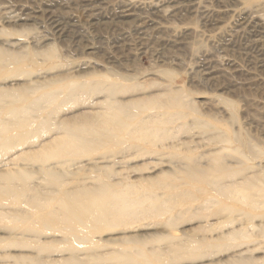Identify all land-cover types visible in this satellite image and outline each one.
<instances>
[{"label": "rangeland", "instance_id": "374dc122", "mask_svg": "<svg viewBox=\"0 0 264 264\" xmlns=\"http://www.w3.org/2000/svg\"><path fill=\"white\" fill-rule=\"evenodd\" d=\"M51 49L52 53H48ZM0 50L24 58L19 59L22 64L25 62L26 67L22 66L28 70L20 74L9 69L1 70L2 89L17 92L28 84L46 87L52 82L63 87L72 81L85 82L87 79V82L123 81L130 86L128 92L118 94L121 101L144 100L150 103L155 98L163 100L171 94H179L195 108H186L187 115L175 117L168 124L171 127L165 140L157 143L136 140L133 147L113 146L79 156L77 166L76 162L74 165L58 164L57 169L61 171L77 172L69 177V186L89 183L95 172L111 182L122 183L119 186H135V191L130 190V195L135 198L149 197L152 184L164 174L176 172L180 175L189 157L198 158L197 163L207 170L212 168L210 159L216 156L223 157L224 165L231 169L247 165L243 172L247 176L264 170V0H0ZM83 98L85 96H78L53 105L55 120L84 118L87 114L104 111L105 105L101 102L107 99L105 94ZM156 112V108H150L145 115L157 122ZM198 119L205 121V125H198ZM222 128H228L230 133L233 131L234 136L248 138L256 148V157H249L245 164L239 155L225 150L223 145L234 147L236 143H221L216 139L220 133L222 135ZM41 136L36 140L43 142L51 137L49 134ZM168 141L171 147L166 145ZM28 145L33 147L34 144L11 149L2 160L10 159V162L38 171V163L16 159L21 148ZM148 148L154 153L151 154ZM221 154L225 156H219ZM105 156L110 158L101 159L100 170L83 166L86 159ZM78 166L83 167L79 172ZM34 180L38 185L46 186L43 178L37 179L36 175ZM137 187L144 190L141 196ZM195 187L180 185V191L191 189L199 198H192L193 194L190 199L184 198L187 201L181 199L173 209H168L171 212L166 211L159 217L142 216L115 229H101L94 236L102 245L99 251L103 254L110 249L134 251L140 247L138 242H144L147 249L154 245L162 247L168 238L190 242L193 237L198 241L204 238L210 241L211 238L215 240L214 237L217 239L223 231L244 230V227L248 228L244 230L248 237L235 241L234 246L231 243L232 247L215 248L217 250L211 247L204 257L162 258L164 260H154L153 264H226L244 255L247 259L251 256L252 264H264V237L259 235L258 228L252 230L254 227L249 225H257L260 219L247 221L238 213L245 205L240 201H227L233 210L229 216L238 218L231 225L227 213L218 211L219 204H215L218 195L198 192ZM168 191L162 187L155 190L160 196H165ZM207 202L209 205L213 202V207ZM44 235L41 238L49 240L62 234L48 231ZM4 236L8 233L0 226V238ZM156 237L161 239L154 242ZM109 239L112 241L105 243ZM201 248V251L205 250V247ZM20 251L10 250L17 254ZM25 252L33 253L32 250ZM54 257L60 258L61 255L56 253ZM105 257L89 264H98L99 261V264H128L122 259ZM4 261L0 259L1 264Z\"/></svg>", "mask_w": 264, "mask_h": 264}, {"label": "bare ground", "instance_id": "6f19581e", "mask_svg": "<svg viewBox=\"0 0 264 264\" xmlns=\"http://www.w3.org/2000/svg\"><path fill=\"white\" fill-rule=\"evenodd\" d=\"M50 51L48 53H52L53 49ZM52 55L51 57H54ZM19 58V55L10 51L0 50V71L9 69L15 73L19 72V74L21 71V73L28 72L27 69V71L24 69L26 67V65L24 66L25 62L24 64L20 62V59L23 60L24 58ZM34 61L36 62V60ZM84 81H72L73 83H67L68 85L63 87H60L58 82H52L46 87H37V83L36 87H31L28 84L29 86L24 85L25 87L17 92H13L15 89L0 88V226L8 233V236L0 238V251L3 252L0 253V259L5 260L2 264H76L78 262H80L78 264H89L98 262L99 259L102 260L105 256L122 259L128 264H153L154 260H161L162 258L179 259L193 256L197 258V256H203L210 252L211 247L221 249V247H227L231 243L234 246L236 245L234 244L235 241L248 237V233L244 231L248 228L245 229L241 223L244 230L240 228L236 230L235 228L226 232L227 234L223 231L225 235L221 232V236L219 235L217 239L214 237L215 240H211V238L210 241L208 239L206 241L205 238L198 241L197 238L192 239L193 237L190 238V242L182 241V239L177 241L180 238L176 240L168 238L162 247L154 245L147 249L148 246L146 248L144 242H138L137 244L140 247L134 251L110 249L105 254L99 251L102 245L96 242L95 233H99L101 229H115L125 226L131 220H136L142 216L156 215L154 217H159L166 211L171 212L168 209H173L177 203H180L181 199H190L195 193L191 189L179 190L180 185L186 186L189 184L196 186L198 192L218 195V199L215 201L218 203L215 204H219V213L226 212L227 216L233 211L232 205L230 206L227 201L242 202L245 207L238 210L239 215L247 221H255L259 218L257 225L256 223H247L254 227L252 230L258 228L261 233L259 235L264 237V170L260 169L257 173L252 170L254 174L247 176L243 173L246 171L247 165L241 169L240 167L238 169L228 168L230 166L224 165L223 157H218L214 153L212 155L216 157L210 159L212 168L209 170L201 165L202 168L199 161L197 163L198 158L189 157L186 158L187 161L184 159L187 164L185 163L183 170L179 172L181 174L175 172L164 174V177L161 176L162 179H158L152 184L153 190L150 194L147 192L150 195L149 197L146 195L147 198H144L145 195L143 198H135L136 196L130 195L132 194L130 190L134 189L135 191V186L132 188L131 185L119 186L122 183L111 182L103 174L95 172L91 177L92 181L89 183L82 184L80 182L78 184L74 183V186H69V182L67 183L69 177L74 176L77 172H74V170L61 171L57 169L58 164L74 165L76 162L75 166H77L79 161H76V159L79 156L88 155V153L102 149L106 150L113 146L133 147L136 145V140H144V143L146 141H148L147 143H157L164 138H168V128L171 127H168V124L173 122L175 117H182L187 112L185 111L186 108L193 109V106L191 107L184 97L179 94H169L170 96L163 100L155 98L150 103H145L144 100L124 102V100L121 101L117 97L119 93L129 91L128 87L130 85H126L125 82H107L103 80L87 82L88 79ZM98 94H105L107 98L101 102L105 105L103 112L90 113L91 115L87 114L84 118L55 120L54 106L57 104H62L78 96L88 98L90 95L95 96ZM150 108H156L158 123L152 121L153 118L151 119V117L145 115L146 110ZM2 114H5V116ZM204 123L206 122H202V120L197 122L198 125L203 126ZM228 128H222V135L220 133V136L218 135L216 139L221 143L235 142L234 147L223 145L225 146L224 149H229L233 154H237L236 156L239 155L240 157H238L242 158L243 162L247 164L246 161L249 160V157L253 158L252 156L257 155L255 146L247 140L248 138L245 140V138L234 136L233 131L230 133ZM50 133L52 135L54 133V135L51 136ZM44 134H49L51 137L48 139L47 136V140H43V142H40L41 139L36 140V137ZM27 143L34 144L37 148H33L34 145L33 147L29 145V147H22L17 153L16 159L31 161L34 164L38 163V171H32L27 169L30 167L25 168V165L23 167L10 162V159L2 160L11 149L15 150L16 147ZM168 143L169 141L166 145ZM168 147L171 146L168 145ZM122 149L121 151H123ZM148 149L149 151L152 150ZM149 151L148 154L151 153ZM116 154L118 153L116 152ZM219 156L225 155L221 154ZM109 158L105 156L100 159H86L82 164L84 167L90 166L92 169L100 170L101 159L107 160ZM82 168L79 167L77 171L79 172ZM172 171L174 170L172 169ZM252 171L250 170V172ZM36 175L37 179L43 178L45 180L46 186L37 184L34 180ZM144 187L146 188V185H143L142 188ZM161 187L169 189L168 194L160 196L155 192L157 188ZM140 188L137 187L136 191ZM145 188L144 190L147 191ZM144 190L140 191V196ZM194 195L192 198L198 197L196 194ZM213 200H215V197ZM208 202V206H212L213 202L211 205ZM174 211H176L175 208ZM172 214H174L173 211ZM172 214H168V216ZM237 219L234 216H229L227 221L232 225L238 221ZM169 221L174 224L173 219ZM48 231L60 232L62 235L43 240L41 237ZM159 239L161 237L154 238V242ZM110 241L112 240L109 239L105 243ZM191 242L194 243L191 244ZM245 242L247 243V241ZM259 243L257 242V244ZM200 247H205V250L201 251ZM11 249L21 251L18 254L11 253ZM208 249L209 251H207ZM31 250L33 253L25 252ZM56 253L60 254L61 257L55 258ZM82 256L85 257L82 258ZM245 257L247 255L242 258L236 257V259L226 264H250L252 261L251 256L248 255L249 259ZM119 263H123V261Z\"/></svg>", "mask_w": 264, "mask_h": 264}]
</instances>
